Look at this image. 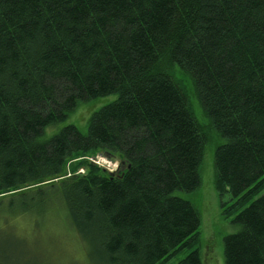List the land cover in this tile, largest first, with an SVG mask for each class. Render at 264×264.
Instances as JSON below:
<instances>
[{
  "label": "trees",
  "instance_id": "obj_1",
  "mask_svg": "<svg viewBox=\"0 0 264 264\" xmlns=\"http://www.w3.org/2000/svg\"><path fill=\"white\" fill-rule=\"evenodd\" d=\"M186 83L220 138L213 188L237 226L223 262L264 264V0H0V193L47 189L92 264H201L178 194L200 186L207 143ZM110 94L86 132L43 139ZM99 150L118 171L86 161Z\"/></svg>",
  "mask_w": 264,
  "mask_h": 264
},
{
  "label": "rangeland",
  "instance_id": "obj_2",
  "mask_svg": "<svg viewBox=\"0 0 264 264\" xmlns=\"http://www.w3.org/2000/svg\"><path fill=\"white\" fill-rule=\"evenodd\" d=\"M185 87L189 106L205 129L207 143L200 166V186L193 192H179L178 194L190 200L201 217L199 237L196 243L201 264H224L222 239L225 235L236 231L237 226L222 217L220 198L213 188L211 156L220 138L205 126L206 121L196 106L188 83ZM114 98L115 94H110L80 102L65 120L47 127L43 139L48 138L67 123L75 124L79 130L86 132L91 112ZM85 158L86 161L106 171H118L119 159L116 154L99 150ZM79 159L82 157H74L68 161L70 163L66 168V174L70 173L69 169L71 170L77 161H81ZM76 169L81 173L85 168L78 165ZM31 189H35V186L0 193V264H92L87 260L86 243L73 227L67 224L62 209L57 206L58 202L49 199L47 203L41 205L47 196V189L29 191ZM176 262L177 258H174L165 264Z\"/></svg>",
  "mask_w": 264,
  "mask_h": 264
}]
</instances>
